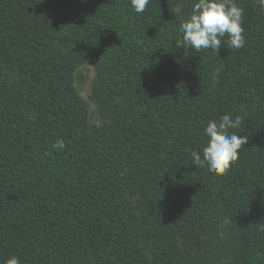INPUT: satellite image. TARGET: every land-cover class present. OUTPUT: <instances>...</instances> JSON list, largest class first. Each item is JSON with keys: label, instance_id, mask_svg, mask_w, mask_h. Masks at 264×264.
<instances>
[{"label": "trees", "instance_id": "1", "mask_svg": "<svg viewBox=\"0 0 264 264\" xmlns=\"http://www.w3.org/2000/svg\"><path fill=\"white\" fill-rule=\"evenodd\" d=\"M194 2L0 0V264H264V11L197 52ZM224 115L248 143L216 176L190 152Z\"/></svg>", "mask_w": 264, "mask_h": 264}, {"label": "clouds", "instance_id": "2", "mask_svg": "<svg viewBox=\"0 0 264 264\" xmlns=\"http://www.w3.org/2000/svg\"><path fill=\"white\" fill-rule=\"evenodd\" d=\"M151 0H131V6L137 14L143 13ZM258 7L264 11V0H256ZM244 9L236 0H195L191 14L180 24L182 33L181 47L184 49H212L218 51L224 37L233 49H242L246 45L242 21ZM240 116L233 118L224 115L219 121L210 120L205 127L208 137L202 153L190 152L192 164L207 166L208 171L216 176H225L239 160L242 146L248 143V137L234 131L241 126ZM53 148L63 150L65 143L58 139ZM4 264H21L18 257L12 256Z\"/></svg>", "mask_w": 264, "mask_h": 264}, {"label": "rangeland", "instance_id": "3", "mask_svg": "<svg viewBox=\"0 0 264 264\" xmlns=\"http://www.w3.org/2000/svg\"><path fill=\"white\" fill-rule=\"evenodd\" d=\"M95 78V71L91 67H85L80 70L77 74V87L79 92L84 97V99L89 103L88 104V112L89 117L92 118V121L97 122V118L95 116V105L89 100V95L91 93V89L93 86V81ZM232 225L231 221H226L222 226L221 231V242L227 237V229ZM221 244V243H220Z\"/></svg>", "mask_w": 264, "mask_h": 264}]
</instances>
